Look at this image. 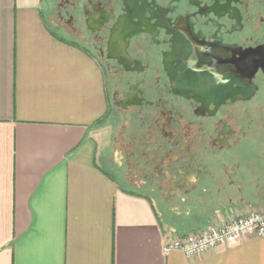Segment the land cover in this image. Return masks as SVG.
I'll list each match as a JSON object with an SVG mask.
<instances>
[{
	"label": "flooded vegetation",
	"instance_id": "1",
	"mask_svg": "<svg viewBox=\"0 0 264 264\" xmlns=\"http://www.w3.org/2000/svg\"><path fill=\"white\" fill-rule=\"evenodd\" d=\"M51 6L60 36L103 70L105 164L125 190L179 232L227 206L264 205V0Z\"/></svg>",
	"mask_w": 264,
	"mask_h": 264
},
{
	"label": "crops",
	"instance_id": "2",
	"mask_svg": "<svg viewBox=\"0 0 264 264\" xmlns=\"http://www.w3.org/2000/svg\"><path fill=\"white\" fill-rule=\"evenodd\" d=\"M52 2L0 0V264H264V237L190 259L165 254L166 238L264 205L227 206L179 232L125 190L102 166L103 70L60 36Z\"/></svg>",
	"mask_w": 264,
	"mask_h": 264
},
{
	"label": "built area",
	"instance_id": "3",
	"mask_svg": "<svg viewBox=\"0 0 264 264\" xmlns=\"http://www.w3.org/2000/svg\"><path fill=\"white\" fill-rule=\"evenodd\" d=\"M264 237V206L225 217L196 233L166 238L165 254L179 252L186 258L197 257L219 246L234 245L248 238Z\"/></svg>",
	"mask_w": 264,
	"mask_h": 264
},
{
	"label": "rangeland",
	"instance_id": "4",
	"mask_svg": "<svg viewBox=\"0 0 264 264\" xmlns=\"http://www.w3.org/2000/svg\"><path fill=\"white\" fill-rule=\"evenodd\" d=\"M111 117H112V110H110V113H109V116H108V120H109V125H110V127H112L113 128V126H111V125H113V121H111ZM109 138H110V136H109ZM111 139V138H110ZM110 141V140H109ZM108 156V147L107 148H104V151H103V160H102V166L107 170V172L110 174V175H112L116 180H117V182H119L118 181V179H117V175L113 172V171H109L108 170V168L106 167V164H105V162H103V161H105V159H106V157ZM120 183V185L122 186V184H121V182H119ZM261 206V205H260ZM160 218V217H159ZM161 219V222L165 225V226H167V224H166V222L162 219V218H160Z\"/></svg>",
	"mask_w": 264,
	"mask_h": 264
},
{
	"label": "trees",
	"instance_id": "5",
	"mask_svg": "<svg viewBox=\"0 0 264 264\" xmlns=\"http://www.w3.org/2000/svg\"><path fill=\"white\" fill-rule=\"evenodd\" d=\"M184 235V234H183Z\"/></svg>",
	"mask_w": 264,
	"mask_h": 264
}]
</instances>
